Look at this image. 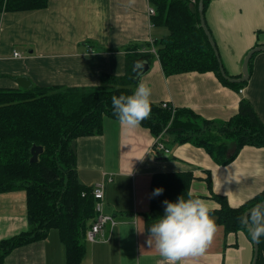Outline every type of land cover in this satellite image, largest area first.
I'll return each instance as SVG.
<instances>
[{
  "label": "crops",
  "instance_id": "1",
  "mask_svg": "<svg viewBox=\"0 0 264 264\" xmlns=\"http://www.w3.org/2000/svg\"><path fill=\"white\" fill-rule=\"evenodd\" d=\"M150 5L149 0H49L38 10L0 12V88H23L18 79L25 77L30 82L27 88L89 89L100 85L105 74L123 75L129 47L149 52L153 41L167 34V28L150 23ZM204 18L225 72L241 75L247 52L264 45V0H209ZM14 51L21 56L14 57ZM248 73L239 92L212 71L166 76L155 58L133 91L146 82L151 102H168L215 121L237 114L238 103L245 98L264 123V50L250 57ZM75 141L78 180L90 187L105 183L104 203L116 219L95 241L85 238L82 264H166L147 243L144 220L156 173L190 172V192L205 200L210 212L220 208L214 194L238 207L264 191V146L245 145L234 160L219 165L190 143L174 145L167 140L169 154L157 151L149 129L126 128L108 116L100 133ZM27 228L25 191L0 192V240ZM257 244L256 264H264V236ZM253 253L252 237L245 231L226 232L217 224L206 251L185 257L180 264H251ZM1 264H64L58 231L51 229L45 239L14 248Z\"/></svg>",
  "mask_w": 264,
  "mask_h": 264
},
{
  "label": "trees",
  "instance_id": "2",
  "mask_svg": "<svg viewBox=\"0 0 264 264\" xmlns=\"http://www.w3.org/2000/svg\"><path fill=\"white\" fill-rule=\"evenodd\" d=\"M49 0H0V12L38 10ZM155 9L152 25L167 28V34L153 41L156 55L129 47L125 72L103 75L101 84L78 87L0 88V192L23 190L26 194L28 228L0 240V264L14 248L45 239L51 229L58 231L64 249V264H82L86 253V231L95 221V200L91 187L78 180L76 153L72 140L100 133L104 116L117 117L113 95L131 94L138 82L142 62L157 58L164 75L212 71L219 80L239 91L247 83L224 79L214 50L205 35L197 10L198 0H149ZM204 10L209 0H203ZM194 5V11L191 10ZM254 55V54H253ZM239 77V76H237ZM238 112L227 121L205 119L187 108L163 107L151 102V114L140 125L155 138L174 145L190 143L203 148L219 165L230 163L245 145L264 146V123L248 99H241ZM33 145L43 151L29 162ZM190 172L156 173L150 184V210L145 228L163 214L165 199L174 201L190 192ZM208 185L211 180L208 178ZM164 189L153 195L155 188ZM213 197L220 208L210 212L226 232L245 231L240 223L244 212L264 200V191L238 207H231L219 195ZM129 214V212H127ZM147 231V230H146Z\"/></svg>",
  "mask_w": 264,
  "mask_h": 264
},
{
  "label": "clouds",
  "instance_id": "3",
  "mask_svg": "<svg viewBox=\"0 0 264 264\" xmlns=\"http://www.w3.org/2000/svg\"><path fill=\"white\" fill-rule=\"evenodd\" d=\"M152 90L146 82H140L128 95H113L111 102L119 123L126 128H135L151 114ZM133 169L127 173L132 174ZM162 187L155 188L153 195L163 193ZM163 214L146 230L147 243L155 247L166 264H180L183 258L202 255L217 230V224L210 215V205L201 198L162 201ZM241 224L250 225L253 240L264 236V203H258L247 216L240 218Z\"/></svg>",
  "mask_w": 264,
  "mask_h": 264
},
{
  "label": "water",
  "instance_id": "4",
  "mask_svg": "<svg viewBox=\"0 0 264 264\" xmlns=\"http://www.w3.org/2000/svg\"><path fill=\"white\" fill-rule=\"evenodd\" d=\"M190 7H191V10L194 11V9H195L194 5H191ZM197 10H198V14H199L200 25H201L205 35L207 36V39H208V41L210 42V44L212 46V49L214 50L215 57H216L217 61L219 62L218 66H219V71H220L222 77L224 79H226L227 81L234 82V83L246 82L248 80V78H249V73H248V62H249V59L256 52L264 50V45H258L256 47H253L252 49H250L247 52V54L245 55V57L243 59L242 68H241V75H239V77H236V76L232 77V76L228 75L225 72V69L223 68L222 63L220 62V57H219L218 50H217L218 48H216L215 42H214L212 36L210 35L211 33L209 32V29H208V27L206 25V22H205L204 12H203V10H204L203 0H198ZM139 68H140V71L137 74V78H140L148 70L149 64L144 61V62L140 63ZM18 83L23 88H27V87L30 86V84H29L30 82L25 77H20L18 79ZM71 148H72L73 152L76 153V141L75 140H72ZM42 151H43V149H42L41 146L33 145L31 147V149H30L31 156H30L29 162H31V163L36 162L38 160V155L41 154ZM258 203H264V200L260 201ZM257 204H255V205H257ZM254 206H252L251 208L246 210L244 212L243 216L249 215L250 214V210ZM105 208H106V212L110 214L111 213L110 207L105 205ZM246 227H247V229L250 232V225H246ZM250 234H251V232H250ZM253 246H254V253H253V259H252V263L251 264H256V261H257L256 257L258 256V244H257L256 240H253Z\"/></svg>",
  "mask_w": 264,
  "mask_h": 264
},
{
  "label": "built area",
  "instance_id": "5",
  "mask_svg": "<svg viewBox=\"0 0 264 264\" xmlns=\"http://www.w3.org/2000/svg\"><path fill=\"white\" fill-rule=\"evenodd\" d=\"M148 15H153L154 14V9H152V7H148ZM155 49L152 47V49H150L149 52L153 53L154 55H156V51H154ZM14 57H20L21 55L14 51L13 53ZM242 90L239 89V92H241ZM163 107L166 106H171L168 102H162L161 103ZM173 108L174 111V107L171 106ZM153 149L157 150V151H162L164 154H169L170 150L167 149L165 143L161 140V138H155V142L153 145ZM104 182H100V183H96L91 187V191H92V195L93 198L95 200V204H94V210L96 212V218L95 221L91 224V226L88 228V230L86 231V239L88 241H95L96 239H98L102 232L103 229L105 227L106 224H109L110 226H114L116 224V219L109 213L106 212V208H105V203H104Z\"/></svg>",
  "mask_w": 264,
  "mask_h": 264
},
{
  "label": "rangeland",
  "instance_id": "6",
  "mask_svg": "<svg viewBox=\"0 0 264 264\" xmlns=\"http://www.w3.org/2000/svg\"><path fill=\"white\" fill-rule=\"evenodd\" d=\"M149 7H152V9L154 8V7L151 6V5H150ZM154 11H155V9H154ZM154 14H155V12H154ZM154 14H153V15H154ZM153 15H151V16H153ZM52 230H55V231H56V229H52Z\"/></svg>",
  "mask_w": 264,
  "mask_h": 264
}]
</instances>
